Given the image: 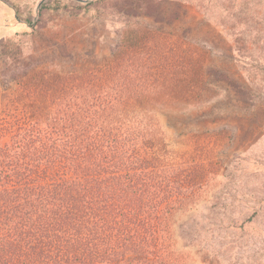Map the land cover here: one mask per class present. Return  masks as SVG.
I'll return each instance as SVG.
<instances>
[{
	"label": "trees",
	"instance_id": "obj_1",
	"mask_svg": "<svg viewBox=\"0 0 264 264\" xmlns=\"http://www.w3.org/2000/svg\"><path fill=\"white\" fill-rule=\"evenodd\" d=\"M123 38L0 92V264H180L176 216L209 176L159 114L200 102L206 51L139 22Z\"/></svg>",
	"mask_w": 264,
	"mask_h": 264
},
{
	"label": "rangeland",
	"instance_id": "obj_2",
	"mask_svg": "<svg viewBox=\"0 0 264 264\" xmlns=\"http://www.w3.org/2000/svg\"><path fill=\"white\" fill-rule=\"evenodd\" d=\"M137 22L206 51L200 102L159 114L209 176L176 216L180 264H264V0H0V92L104 63Z\"/></svg>",
	"mask_w": 264,
	"mask_h": 264
}]
</instances>
